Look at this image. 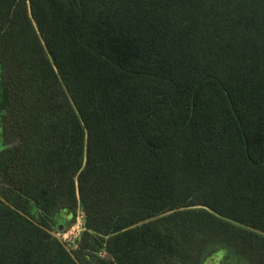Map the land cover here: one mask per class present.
<instances>
[{
	"label": "trees",
	"instance_id": "obj_1",
	"mask_svg": "<svg viewBox=\"0 0 264 264\" xmlns=\"http://www.w3.org/2000/svg\"><path fill=\"white\" fill-rule=\"evenodd\" d=\"M0 111V264H264V0H0Z\"/></svg>",
	"mask_w": 264,
	"mask_h": 264
},
{
	"label": "rangeland",
	"instance_id": "obj_2",
	"mask_svg": "<svg viewBox=\"0 0 264 264\" xmlns=\"http://www.w3.org/2000/svg\"><path fill=\"white\" fill-rule=\"evenodd\" d=\"M1 111H0V124H1ZM82 222V221H81ZM77 218L75 220V222L73 223V225L64 233L66 234V239H64L65 243H68L69 245H73L74 242L76 241V239H74V234L76 232V226H77ZM82 231V230H81ZM73 232V233H71ZM81 233V232H80ZM221 253H217L214 255V257L210 258L208 261H206L204 264H217V262L219 261Z\"/></svg>",
	"mask_w": 264,
	"mask_h": 264
},
{
	"label": "built area",
	"instance_id": "obj_3",
	"mask_svg": "<svg viewBox=\"0 0 264 264\" xmlns=\"http://www.w3.org/2000/svg\"><path fill=\"white\" fill-rule=\"evenodd\" d=\"M82 219H83V212L81 210H78V213H77V224L78 225L76 226V232L74 234V239H77L79 237V235H80L81 230H83V228H82V222H81ZM71 233H73V232H71ZM61 237L64 240V239H66L67 236H66L65 233H63L61 235ZM100 255L101 256H105L106 254L104 252H102V253H100Z\"/></svg>",
	"mask_w": 264,
	"mask_h": 264
},
{
	"label": "water",
	"instance_id": "obj_4",
	"mask_svg": "<svg viewBox=\"0 0 264 264\" xmlns=\"http://www.w3.org/2000/svg\"><path fill=\"white\" fill-rule=\"evenodd\" d=\"M0 199L2 200V201H4L1 197H0ZM13 208V207H12ZM21 214H23V213H21ZM48 232L52 235V236H54L56 239H58L64 246H65V249L69 252V254L71 255V257L76 261V259H75V257H74V255L71 253V251H70V248H69V246L64 242V240L62 239V237H61V230L60 229H58L57 230V232H53V231H49L48 230Z\"/></svg>",
	"mask_w": 264,
	"mask_h": 264
},
{
	"label": "flooded vegetation",
	"instance_id": "obj_5",
	"mask_svg": "<svg viewBox=\"0 0 264 264\" xmlns=\"http://www.w3.org/2000/svg\"><path fill=\"white\" fill-rule=\"evenodd\" d=\"M2 146V139H1V137H0V147Z\"/></svg>",
	"mask_w": 264,
	"mask_h": 264
}]
</instances>
